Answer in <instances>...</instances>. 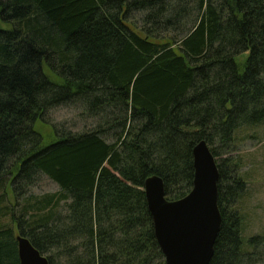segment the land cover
<instances>
[{
	"label": "trees",
	"instance_id": "trees-1",
	"mask_svg": "<svg viewBox=\"0 0 264 264\" xmlns=\"http://www.w3.org/2000/svg\"><path fill=\"white\" fill-rule=\"evenodd\" d=\"M73 103L89 127L49 123ZM261 125L264 0H0V264H21L18 234L50 264H167L145 181L185 196L202 139L220 172L209 264H257L230 152ZM41 174L60 189L32 192Z\"/></svg>",
	"mask_w": 264,
	"mask_h": 264
},
{
	"label": "water",
	"instance_id": "water-1",
	"mask_svg": "<svg viewBox=\"0 0 264 264\" xmlns=\"http://www.w3.org/2000/svg\"><path fill=\"white\" fill-rule=\"evenodd\" d=\"M193 157V187L185 196L167 198L159 175H150L145 181L156 238L167 264H209L215 253L222 223L218 204L220 172L216 156L205 139L194 146ZM17 242L21 264H50L29 237L18 234Z\"/></svg>",
	"mask_w": 264,
	"mask_h": 264
},
{
	"label": "rangeland",
	"instance_id": "rangeland-1",
	"mask_svg": "<svg viewBox=\"0 0 264 264\" xmlns=\"http://www.w3.org/2000/svg\"><path fill=\"white\" fill-rule=\"evenodd\" d=\"M49 123L58 127H66L72 130H82L90 126V118L80 103L61 105L52 109L48 116ZM47 125L40 126L47 130ZM49 130V129H48ZM257 131V139H247L237 142L231 151L235 160L239 159L243 165L240 173L247 182V189L239 197L235 208L240 209L243 215L242 240L243 249L257 252V264H264V241H251L255 235L264 237V125L257 128L254 126L243 127L244 134ZM224 154L219 158L228 156ZM60 189L59 185L48 176L41 174L31 191L37 194L55 192Z\"/></svg>",
	"mask_w": 264,
	"mask_h": 264
}]
</instances>
